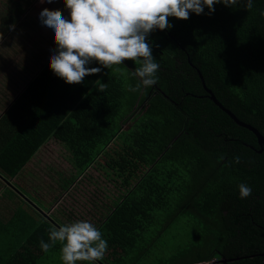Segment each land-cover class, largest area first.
Masks as SVG:
<instances>
[{
	"label": "trees",
	"instance_id": "obj_1",
	"mask_svg": "<svg viewBox=\"0 0 264 264\" xmlns=\"http://www.w3.org/2000/svg\"><path fill=\"white\" fill-rule=\"evenodd\" d=\"M214 7L169 17L171 28L149 34L160 65L154 85L127 90L139 82L131 60L113 67L130 69L122 70L126 82L113 72L103 92L96 78L53 85L43 68L23 78L0 116L1 175L18 174L50 140L69 153L73 170L60 191L75 177L91 180L92 167L105 169L114 196H89L87 208L107 241L95 264H264V144L241 124L264 137V0L251 10ZM197 69L235 118L208 97ZM239 183L250 196L240 198ZM75 202L71 196L62 210L72 220ZM41 213L22 253L2 264H40L60 251L57 244L45 253L39 241L67 222Z\"/></svg>",
	"mask_w": 264,
	"mask_h": 264
},
{
	"label": "clouds",
	"instance_id": "obj_2",
	"mask_svg": "<svg viewBox=\"0 0 264 264\" xmlns=\"http://www.w3.org/2000/svg\"><path fill=\"white\" fill-rule=\"evenodd\" d=\"M41 3L44 0H40ZM52 3L53 0H47ZM69 18L60 10L44 8L39 13L43 25L52 30L56 48L49 56V68L67 84L83 83L86 75L101 72L99 67H88L96 62L105 68L121 65L131 60L139 65L134 76L139 82L125 84L128 91L147 88L157 80L159 63L152 54V45L147 42L149 34L156 29L172 27L169 17L187 20L190 13L208 15L219 3L232 7L243 4L251 10L253 0H63ZM264 16V10L260 13ZM117 71H121L119 68ZM98 91L107 85L99 79L93 82ZM239 163V157H235ZM240 198L251 195L252 189L245 183L237 185ZM60 245L63 264L95 262L103 259L107 241L102 232L91 222L77 220L59 227L50 226L48 240L41 239L39 246L47 253L53 246Z\"/></svg>",
	"mask_w": 264,
	"mask_h": 264
},
{
	"label": "crops",
	"instance_id": "obj_3",
	"mask_svg": "<svg viewBox=\"0 0 264 264\" xmlns=\"http://www.w3.org/2000/svg\"><path fill=\"white\" fill-rule=\"evenodd\" d=\"M44 8L60 10L65 18H69L68 9L65 8L63 0H53L52 3H48L47 0H44L43 3L40 0H0V69L4 66V60L6 61L7 58L8 61L19 59L14 62L16 66L13 72L9 71L11 66L5 65L1 69L0 116L5 112L12 97L23 87V76L22 74L18 76L19 71L27 72L28 77H32L46 68L49 74L55 75L49 68V56L53 54L56 44L53 40L52 30L43 25L39 18V13ZM87 66L99 67L101 72L86 75L83 83L79 84H67L56 75L50 83L77 87L84 85L87 79L90 81L96 78L92 81L99 79L104 83L108 78L109 80L113 78L114 66L108 69L96 62ZM123 68H125L122 69L124 71H130L125 66ZM8 93H12V95ZM37 153L38 151L13 177L0 174V257L2 259L0 264L8 261L15 254L22 253L24 245H27V243L23 244V231L28 229L30 221H37L35 206L38 205H34L33 200L39 196L38 193H35L36 189L27 184L33 177L22 174L35 159ZM41 201L43 200L41 199ZM47 212L52 214L51 209ZM3 249L7 250L6 254L2 253ZM55 253L57 256L50 258L52 264H63L60 259V251ZM77 264H87V262H77Z\"/></svg>",
	"mask_w": 264,
	"mask_h": 264
},
{
	"label": "rangeland",
	"instance_id": "obj_4",
	"mask_svg": "<svg viewBox=\"0 0 264 264\" xmlns=\"http://www.w3.org/2000/svg\"><path fill=\"white\" fill-rule=\"evenodd\" d=\"M17 60L19 59L16 58L8 61L7 58L6 61L4 60V66H11L9 71L13 72L16 66L14 65V62ZM1 69L0 81L2 75ZM116 69L117 68H115V73L119 75L120 79H122L125 83L127 79V76L124 75L125 72H123L120 68L119 69L121 71H117ZM23 72L24 71H19L18 76L22 74L24 78L27 75V72ZM8 94L12 95V93ZM70 171L73 172L71 168V160L69 159V153L57 141L50 140L38 150L35 159L31 161L30 166L26 167L22 174L33 177L31 181L27 182V184L34 187L36 189L35 193H38L37 195L39 196L33 200L35 203L40 205L38 206L37 215L42 216L41 210L43 213H46L49 209H51L53 212L52 217L54 219H58V223L63 221L71 223L73 220H85L92 223L97 216L91 214L92 211L87 209L89 207V202L91 201L89 196H91L92 199H95V196H98L96 198H101V195H106V193L114 196L113 192L115 190L113 183L109 182L104 176L105 169L97 166V168L92 167L89 169L90 172L88 175L90 178H92L91 180L87 177H85V180L82 178L78 180L77 178L79 177H75L74 181L68 185L66 190L60 191V178L64 175H67ZM75 195V207L74 210H71L74 212V217L72 220L64 216L62 210H67L65 207L66 202L69 201L71 196L73 197ZM41 199L43 201H41ZM83 200H87V206L83 203ZM37 223L38 218L37 221L34 220L33 222H30V224H28V229L23 231V244L27 243L25 240L30 234L28 231L31 232L36 227ZM6 251L7 250L3 249L2 253L6 254ZM52 256L56 257L57 253L45 254L44 257H41V261L39 263L52 264V260L50 261ZM0 260H2L1 257Z\"/></svg>",
	"mask_w": 264,
	"mask_h": 264
},
{
	"label": "water",
	"instance_id": "obj_5",
	"mask_svg": "<svg viewBox=\"0 0 264 264\" xmlns=\"http://www.w3.org/2000/svg\"><path fill=\"white\" fill-rule=\"evenodd\" d=\"M198 75L201 79V83L203 88L207 91V95L208 97L217 105L219 106L222 110H224L227 114H229L230 116L234 117V114L227 108H225L216 98V96L214 95V93L205 85L204 82V78L202 77V74L200 73V71L197 69ZM235 118V117H234ZM242 125L248 127L250 130H252L256 136L258 137L259 143L264 144V137L256 130V128H254L253 126L249 125V124H245V123H241Z\"/></svg>",
	"mask_w": 264,
	"mask_h": 264
},
{
	"label": "flooded vegetation",
	"instance_id": "obj_6",
	"mask_svg": "<svg viewBox=\"0 0 264 264\" xmlns=\"http://www.w3.org/2000/svg\"><path fill=\"white\" fill-rule=\"evenodd\" d=\"M229 115V114H228ZM212 169V168H211ZM212 172V171H211Z\"/></svg>",
	"mask_w": 264,
	"mask_h": 264
}]
</instances>
